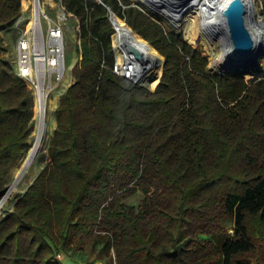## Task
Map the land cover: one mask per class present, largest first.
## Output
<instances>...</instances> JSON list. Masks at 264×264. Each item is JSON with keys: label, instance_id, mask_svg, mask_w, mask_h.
<instances>
[{"label": "trees", "instance_id": "1", "mask_svg": "<svg viewBox=\"0 0 264 264\" xmlns=\"http://www.w3.org/2000/svg\"><path fill=\"white\" fill-rule=\"evenodd\" d=\"M101 2L62 0L77 27L74 82L47 165L0 220V264H63L61 250L86 245L113 249L116 264H264V75L212 74L162 27L197 45L196 9L171 28L130 0ZM20 11L0 0V195L33 124L30 90L1 55ZM121 34L137 37L142 68L162 74L164 59L154 90L112 71Z\"/></svg>", "mask_w": 264, "mask_h": 264}, {"label": "bare ground", "instance_id": "2", "mask_svg": "<svg viewBox=\"0 0 264 264\" xmlns=\"http://www.w3.org/2000/svg\"><path fill=\"white\" fill-rule=\"evenodd\" d=\"M246 1L251 9L254 23L257 26L253 34L259 43L260 41L263 42L264 19L260 18L257 14L259 11L258 2L257 0ZM228 2L229 0H135V4L150 16L155 12L160 16L168 9H175L174 13L164 15L165 21L173 23L176 22L189 5H198L200 15H198L199 22H201L202 19L205 36L209 38L210 41H213L215 46L212 56L215 72L230 75L238 74L245 78H254L263 72L262 56L255 54L247 58L238 57L233 53L231 48L223 43L221 36H218L215 40H212L211 37L208 36L209 34L207 31L209 27L216 28L222 23V10ZM113 17L111 19L112 24L114 23ZM182 21L183 16L181 23ZM127 44L138 50L136 36L121 34V36L116 39L117 61L120 66L119 72L149 90H154L162 74L142 68L140 62L127 52ZM237 65L238 69H240L238 71H233V69L230 68L237 67ZM49 93L50 89L47 86H43V84H40L34 93L33 110L36 123L32 135L35 136V140L29 143L25 155L21 159V167L16 170L13 181L8 186V191L0 198V217L5 213V206L9 199L26 184V177L30 172L34 171L33 166L35 160L43 148L44 140L50 128L54 125L53 112L57 104V99L49 97Z\"/></svg>", "mask_w": 264, "mask_h": 264}, {"label": "built area", "instance_id": "3", "mask_svg": "<svg viewBox=\"0 0 264 264\" xmlns=\"http://www.w3.org/2000/svg\"><path fill=\"white\" fill-rule=\"evenodd\" d=\"M8 28L16 31L14 54L8 64L30 90L33 103L40 84L47 86L51 93L59 85L72 82L73 76L66 65L65 40L68 33L76 39L77 27L76 21L64 10L62 0H21L19 17L3 28L4 45L3 33ZM119 68L116 60L112 71L130 79ZM66 91L64 87L58 95L62 97Z\"/></svg>", "mask_w": 264, "mask_h": 264}, {"label": "rangeland", "instance_id": "4", "mask_svg": "<svg viewBox=\"0 0 264 264\" xmlns=\"http://www.w3.org/2000/svg\"><path fill=\"white\" fill-rule=\"evenodd\" d=\"M132 2V4H135V0H130ZM258 2V7H259V11H258V16L260 18H264V5L257 0ZM194 9H196V14L197 17L199 15V7L196 4H192L189 5L185 11H184V15L183 19L187 18L188 16V12L193 11ZM175 9L171 8L165 11V13L163 15L158 16V14L155 12L153 13L151 16H153L154 18H156V22H165L169 25V27L174 28L179 22L180 19H177L176 22H168L165 21L164 19V15H169L174 13ZM186 12V13H185ZM200 16V15H199ZM119 18V17H118ZM120 19V18H119ZM199 19V18H198ZM201 19V17H200ZM123 20V19H121ZM154 20V19H153ZM160 24V23H159ZM161 25V24H160ZM162 26V25H161ZM181 26V24H180ZM165 30L167 31H171L173 33H175L176 35H180L183 38V41L192 46L193 48L200 50L202 52L203 55L206 56L207 61H208V71L212 74H218L215 72L214 70V63H213V52L215 50V46L213 41H210L209 38H207L205 36L204 30H203V21L201 19V32H200V38H199V42L197 45H192L189 44L184 37V32L180 31V28L178 31H174L171 29H167L164 26H162ZM12 28H8L7 32H4V41H5V45L3 44L2 46V50H1V55L4 59L5 62L7 63H11L12 61V57H13V44L14 41L16 39V31L13 30ZM180 31V32H179ZM119 38V37H118ZM66 65L68 68V72H70V76H73L72 82H66L62 85H59V87L55 88L50 94L49 97L51 98H56L57 102L60 101V96L58 95L60 93V91L64 88L67 87L68 88L71 86V84L74 82V75H75V67L72 69L71 66L73 65V62L75 60V38L74 35L71 33H68L66 36ZM112 43V40H111ZM113 46V45H112ZM115 46H116V41H115ZM117 48V47H116ZM157 52V51H156ZM114 53H115V49H114ZM263 60V71H264V57H262ZM116 61V59H115ZM258 76V75H257ZM256 77V76H255ZM245 81H250L251 78H245L243 77ZM141 86V85H140ZM144 87V86H142ZM146 88V87H145ZM32 97V96H31ZM33 98H32V112H33V124H32V129L30 132V137H29V141H28V145L29 143L33 142L35 140V136L32 135V131L34 129V125L36 123V120L34 119V110H33ZM53 120H54V125L50 128V131L48 132L44 143H43V148L41 149V151L39 152L33 169V172H30V174L26 177V184L17 192H15L13 194V196L11 197V199H9L7 205L5 206V213L3 216L0 217V220L6 218L7 216H9L10 214L13 213L14 210V206H15V202L16 199L23 195L26 190L28 189V187L30 186V184L34 181V179L42 172V170L45 168V166L48 163L49 160V146H50V142H51V138L54 134V130L56 127V122H55V115L53 112ZM25 155V153L22 155V157L20 158V160L18 161L17 165L15 166V168L12 170V173L10 174L7 182L4 184V188H8V186L12 183L13 181V177L14 174L16 172L17 169H19L21 167V159L23 158V156ZM32 174V175H31ZM4 189V190H5ZM3 193V192H2ZM143 194L140 190H138L135 195L133 197H131L129 200H127V203L132 204V205H138V203L140 202V200L142 199ZM224 226V230L226 231V233H232V222L231 221H227L223 223ZM58 259L60 261H62L63 264H116L115 261V254H114V250L113 249H103V247L97 246L95 248H91L89 245H86L84 247L83 251H80L77 249V247H73V248H69V249H63L61 250Z\"/></svg>", "mask_w": 264, "mask_h": 264}, {"label": "water", "instance_id": "5", "mask_svg": "<svg viewBox=\"0 0 264 264\" xmlns=\"http://www.w3.org/2000/svg\"><path fill=\"white\" fill-rule=\"evenodd\" d=\"M98 1L102 3L101 0H98ZM133 6L143 11V9H141L136 4H133ZM108 11H109L108 20L114 29L111 19L113 16H117V15H115L110 9H108ZM146 14L149 15L148 13ZM221 17H222V23L218 27L208 28L209 30L207 31V33L209 34L208 36H210L212 40H215L218 36H221V40L223 41V43L227 45L229 48H231L233 53L238 57L247 58L255 54H259L260 56L264 57V41L263 42L260 41L259 43L253 34V31L255 28H257V26L254 23V18L252 16L251 9L246 0H229L228 4L222 10ZM144 42L148 44L146 41ZM113 52H114V48H113ZM127 52L133 55L137 61L145 62V59L141 55V53L129 44H127ZM114 58L116 59L115 54H114ZM163 66H164V59L162 62V74H163ZM230 68L233 69V71L240 70L238 69V65L237 67H230ZM218 75L243 78L242 76L238 74L230 75V74L218 73ZM263 75H264V71L260 73L258 76L251 78L250 80H253ZM127 80L131 81L134 84L139 85L136 81L132 79H127ZM32 183L30 184V186L32 185ZM7 191H8V188H6L3 191V193H1L0 198Z\"/></svg>", "mask_w": 264, "mask_h": 264}, {"label": "crops", "instance_id": "6", "mask_svg": "<svg viewBox=\"0 0 264 264\" xmlns=\"http://www.w3.org/2000/svg\"><path fill=\"white\" fill-rule=\"evenodd\" d=\"M75 65H76V57H75V60H74V62H73V68L75 67ZM74 81V80H73ZM58 105H59V102H57V104H56V106H55V108H54V114H55V110H56V108L58 107Z\"/></svg>", "mask_w": 264, "mask_h": 264}]
</instances>
